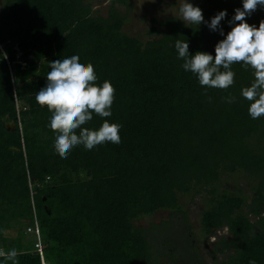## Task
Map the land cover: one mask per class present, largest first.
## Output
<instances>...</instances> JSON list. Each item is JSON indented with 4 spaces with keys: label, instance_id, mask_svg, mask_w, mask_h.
Returning <instances> with one entry per match:
<instances>
[{
    "label": "trees",
    "instance_id": "1",
    "mask_svg": "<svg viewBox=\"0 0 264 264\" xmlns=\"http://www.w3.org/2000/svg\"><path fill=\"white\" fill-rule=\"evenodd\" d=\"M118 5L130 7L111 0L107 16L89 0H5L0 8V249L15 248L19 264H176L186 255L203 264L199 242L228 227L232 238L213 252L234 254L212 264H264V117L252 119L240 95L253 70L235 64L231 88L206 89L175 49L187 40L190 54L214 56L224 36L208 23L226 10V36L242 0H207L199 8L208 23L170 17L146 42L125 33ZM262 20L264 8L247 17L257 27ZM72 55L116 90L111 117L94 114L85 126L118 123L121 142L80 145L64 159L54 149L51 113L35 96L49 63ZM229 95L234 103L223 99ZM228 175L248 178L252 196L222 188ZM204 195L194 230L181 196ZM157 214L168 216L141 224ZM35 220L43 257L27 232Z\"/></svg>",
    "mask_w": 264,
    "mask_h": 264
},
{
    "label": "clouds",
    "instance_id": "2",
    "mask_svg": "<svg viewBox=\"0 0 264 264\" xmlns=\"http://www.w3.org/2000/svg\"><path fill=\"white\" fill-rule=\"evenodd\" d=\"M242 5V8L234 10V16L228 21L232 25L231 30L225 36L221 22L227 16L226 10L218 12L208 23L201 8L183 0L179 13L184 22L197 26L208 23L210 30L219 31L224 38L215 45L214 56L205 51L190 54L187 40L177 39L175 49L178 58L183 60V70L196 76L200 86L206 89L227 91L235 84L233 65L251 68L254 80L250 86L241 89L240 95L249 102L250 117L259 119L264 117V20L257 27L249 24L247 17L258 7L264 8V0H242ZM49 67L51 71L47 73L46 86L36 93L35 100L51 113L48 126L56 134V153L66 159L80 145L92 150L109 142L119 144L120 124L103 119L98 129L85 126L93 120L94 114L101 118L111 117L115 87L107 80L98 84L94 65L82 63L78 55L52 61ZM223 99L227 103L236 101L234 95ZM17 256L15 248L8 251L0 249V258L11 261V264H19ZM249 264H256V261L250 260Z\"/></svg>",
    "mask_w": 264,
    "mask_h": 264
},
{
    "label": "rangeland",
    "instance_id": "3",
    "mask_svg": "<svg viewBox=\"0 0 264 264\" xmlns=\"http://www.w3.org/2000/svg\"><path fill=\"white\" fill-rule=\"evenodd\" d=\"M130 7L118 5L119 11L126 15L127 23L124 31L130 36L139 38L146 42L150 39L148 32L152 27L158 28L160 34L164 33V29L161 27V23L170 17L182 16L179 13V8L183 0H126ZM5 0H0V8L4 4ZM111 0H89V3L93 6L94 12L103 16H107L110 7ZM194 6L207 4V0H188ZM183 20V19H182ZM12 127V126H10ZM250 182V183H249ZM222 188H226L230 191L240 190L245 192L248 196H252L250 186L251 181L243 175H228L224 177L220 184ZM207 197L201 196L195 199H191L189 196H181V203L183 207L189 212V219L193 224L194 230L200 229V218L208 205ZM167 214H157L151 219H146L141 222L143 225L150 224L152 222L160 221L163 217H167ZM199 233H196L198 236ZM199 251L203 258L207 262H211V259L218 258V254L211 252L210 246L204 240L199 242Z\"/></svg>",
    "mask_w": 264,
    "mask_h": 264
},
{
    "label": "flooded vegetation",
    "instance_id": "4",
    "mask_svg": "<svg viewBox=\"0 0 264 264\" xmlns=\"http://www.w3.org/2000/svg\"><path fill=\"white\" fill-rule=\"evenodd\" d=\"M222 238H226V239H231L232 236L230 234L229 228L225 227L223 229H220L218 231L215 232L214 236H211L206 242L208 243V245L210 246L211 252L214 251L215 245L219 242V240H221ZM197 250L199 251V245L197 246ZM200 253V258L203 261V264H212L216 259H211L212 261L207 262L205 260V258H203L201 252ZM214 253V252H213ZM234 252H224V253H219L218 258L216 261H218L219 263L225 262L227 260L228 257H230L231 255H233ZM186 260H178V262L176 264H199V260L197 257H192L191 255H186L185 258ZM160 264H168V262L166 260H163L162 263Z\"/></svg>",
    "mask_w": 264,
    "mask_h": 264
},
{
    "label": "built area",
    "instance_id": "5",
    "mask_svg": "<svg viewBox=\"0 0 264 264\" xmlns=\"http://www.w3.org/2000/svg\"><path fill=\"white\" fill-rule=\"evenodd\" d=\"M27 232L28 233H31V234H36L37 237H38V240L36 242V244L34 245L35 246V251L40 253V255L43 257V245H42V241L40 239V230H39V225L37 223V221L35 220V225L34 226H30L28 227L27 229ZM42 264H45V261L42 260Z\"/></svg>",
    "mask_w": 264,
    "mask_h": 264
},
{
    "label": "water",
    "instance_id": "6",
    "mask_svg": "<svg viewBox=\"0 0 264 264\" xmlns=\"http://www.w3.org/2000/svg\"><path fill=\"white\" fill-rule=\"evenodd\" d=\"M49 211V209H47Z\"/></svg>",
    "mask_w": 264,
    "mask_h": 264
}]
</instances>
